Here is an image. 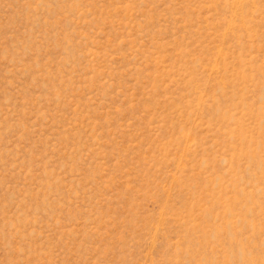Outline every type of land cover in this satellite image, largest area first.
<instances>
[{"label":"rangeland","instance_id":"1","mask_svg":"<svg viewBox=\"0 0 264 264\" xmlns=\"http://www.w3.org/2000/svg\"><path fill=\"white\" fill-rule=\"evenodd\" d=\"M0 264H264V0H0Z\"/></svg>","mask_w":264,"mask_h":264}]
</instances>
